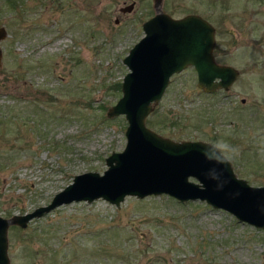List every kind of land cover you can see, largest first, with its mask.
Instances as JSON below:
<instances>
[{
    "label": "rangeland",
    "instance_id": "1",
    "mask_svg": "<svg viewBox=\"0 0 264 264\" xmlns=\"http://www.w3.org/2000/svg\"><path fill=\"white\" fill-rule=\"evenodd\" d=\"M0 0V215L46 205L126 143L123 62L154 0ZM134 2L130 11L120 7ZM215 28L218 63L239 74L207 92L193 66L173 74L146 125L175 140L228 145L234 172L264 185V0H162ZM191 179H194L190 177ZM195 180V179H194ZM8 264H264V228L205 200L167 194L71 201L7 229Z\"/></svg>",
    "mask_w": 264,
    "mask_h": 264
},
{
    "label": "water",
    "instance_id": "2",
    "mask_svg": "<svg viewBox=\"0 0 264 264\" xmlns=\"http://www.w3.org/2000/svg\"><path fill=\"white\" fill-rule=\"evenodd\" d=\"M161 2L154 0L155 13L142 23L144 34L123 58L129 70L122 79V94L107 111L108 116L124 114L127 119L124 148L106 157L103 173L89 170L75 174L48 204L24 214L0 215V264L9 263V224L25 227L31 218L71 201L103 198L119 206L126 195L142 198L164 193L182 202L205 200L242 222L264 228V185H252L237 176L229 159L210 162L206 146L214 143L175 140L145 123L170 77L187 66L194 67L198 86L207 92L227 90L239 74L234 66L215 60V28L206 18L198 13L174 17L162 10ZM133 5L131 2L120 10L130 11ZM6 35V28L0 26V40ZM1 55L0 47V63ZM212 169L218 178H212Z\"/></svg>",
    "mask_w": 264,
    "mask_h": 264
},
{
    "label": "clouds",
    "instance_id": "3",
    "mask_svg": "<svg viewBox=\"0 0 264 264\" xmlns=\"http://www.w3.org/2000/svg\"><path fill=\"white\" fill-rule=\"evenodd\" d=\"M228 148V145L224 142H216L212 145L206 146L205 155L206 158L212 162L216 163H225L228 161V157L225 156V150ZM210 175L212 178H218V174L215 169L210 170Z\"/></svg>",
    "mask_w": 264,
    "mask_h": 264
},
{
    "label": "trees",
    "instance_id": "4",
    "mask_svg": "<svg viewBox=\"0 0 264 264\" xmlns=\"http://www.w3.org/2000/svg\"><path fill=\"white\" fill-rule=\"evenodd\" d=\"M5 1L8 2V3H11V2H10L11 0H5Z\"/></svg>",
    "mask_w": 264,
    "mask_h": 264
}]
</instances>
